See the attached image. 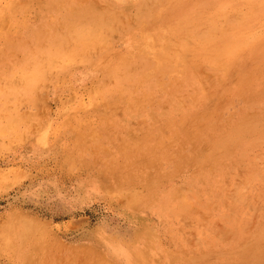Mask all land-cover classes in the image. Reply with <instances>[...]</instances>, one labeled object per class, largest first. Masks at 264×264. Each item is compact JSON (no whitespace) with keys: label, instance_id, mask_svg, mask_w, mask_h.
Masks as SVG:
<instances>
[{"label":"rangeland","instance_id":"obj_1","mask_svg":"<svg viewBox=\"0 0 264 264\" xmlns=\"http://www.w3.org/2000/svg\"><path fill=\"white\" fill-rule=\"evenodd\" d=\"M0 264H264V0H0Z\"/></svg>","mask_w":264,"mask_h":264},{"label":"bare ground","instance_id":"obj_2","mask_svg":"<svg viewBox=\"0 0 264 264\" xmlns=\"http://www.w3.org/2000/svg\"><path fill=\"white\" fill-rule=\"evenodd\" d=\"M143 9V8H142ZM145 9V8H144ZM207 10V9H206ZM213 13V12H212ZM140 15V14H139ZM87 17V16H86ZM140 17V16H139ZM182 22V21H181ZM102 24V23H101ZM97 25V24H96ZM208 25V24H207ZM224 25V24H223ZM232 25V24H231ZM241 25V24H240ZM231 28V27H230ZM235 28V27H234ZM211 29V28H210ZM77 30V29H76ZM218 30V29H217ZM234 31V30H233ZM73 32V31H72ZM216 32V31H215ZM219 33H217V35H218ZM222 35V34H221ZM234 35V34H233ZM209 36H210V34H209ZM214 36V35H213ZM212 37V36H211ZM58 38V37H57ZM231 38V37H230ZM219 39V38H218ZM208 41V40H207ZM52 42V41H51ZM211 42V41H210ZM224 43V42H223ZM225 44V43H224ZM56 45V44H55ZM216 45V44H215ZM214 45V46H215ZM36 47V46H35ZM216 47V46H215ZM40 48V47H39ZM58 48V47H57ZM220 48V47H219ZM204 49V48H203ZM221 49V48H220ZM227 49V48H226ZM232 50V49H231ZM211 51V50H210ZM209 51V52H210ZM212 52V51H211ZM215 53H217V52H215ZM221 53V52H220ZM224 54V53H223ZM32 55V54H31ZM218 55V54H217ZM198 56V55H197ZM213 56V55H212ZM215 56V55H214ZM219 57V56H218ZM196 64V63H195ZM42 65V64H41ZM219 66V65H218ZM217 66V67H218ZM220 67V66H219ZM222 68V67H221ZM229 73V72H228ZM122 76V75H121ZM209 154V153H208ZM96 260V259H95Z\"/></svg>","mask_w":264,"mask_h":264}]
</instances>
